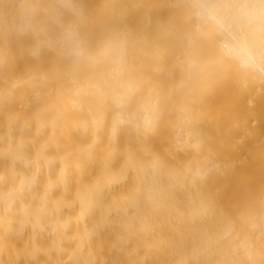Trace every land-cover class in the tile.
<instances>
[{
  "label": "bare ground",
  "instance_id": "bare-ground-1",
  "mask_svg": "<svg viewBox=\"0 0 264 264\" xmlns=\"http://www.w3.org/2000/svg\"><path fill=\"white\" fill-rule=\"evenodd\" d=\"M197 0H0V264H264V71Z\"/></svg>",
  "mask_w": 264,
  "mask_h": 264
},
{
  "label": "clouds",
  "instance_id": "clouds-1",
  "mask_svg": "<svg viewBox=\"0 0 264 264\" xmlns=\"http://www.w3.org/2000/svg\"><path fill=\"white\" fill-rule=\"evenodd\" d=\"M195 13L242 67L264 71V0H197Z\"/></svg>",
  "mask_w": 264,
  "mask_h": 264
}]
</instances>
